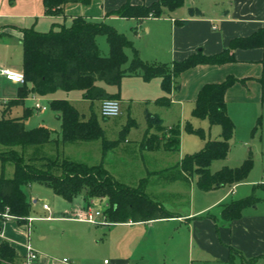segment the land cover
<instances>
[{
    "label": "crops",
    "instance_id": "crops-1",
    "mask_svg": "<svg viewBox=\"0 0 264 264\" xmlns=\"http://www.w3.org/2000/svg\"><path fill=\"white\" fill-rule=\"evenodd\" d=\"M155 1L157 0H133L132 3L150 5ZM125 2L126 0H93L90 5L69 3L64 6L62 14L52 16L46 14L43 0H0V67L23 72L22 39L25 29L34 28L46 33V29L56 30L57 25L68 26L67 21L72 23L79 16L108 24L129 21L130 39L142 60L168 66L198 51L206 56L218 54L228 48L232 40L248 37L264 27V0H186L183 7L162 18L136 20L106 17L107 13L117 10ZM191 8L198 9L199 12L192 15ZM234 56L235 62L220 66L199 65L184 72L178 80L179 87L169 96L171 103L165 107L174 105L185 116L188 103V110L192 109L193 113L199 92L205 84L221 83L228 76H234L244 79V82H238L228 90V113L231 102L238 106L252 104L254 109L259 110V106L264 105V47L237 48ZM134 77L138 82H144V89H156L154 98L146 94L144 101L160 105L158 100L167 96L162 89V79L156 77L145 81L141 76ZM21 87V84L0 77V105L4 108L1 117L11 114L15 106L22 107L24 116H29L33 110L47 111L50 107L49 101L66 100H45L30 94L23 105H15L8 110L7 103L18 99ZM118 100L121 104L126 101L120 93ZM101 102L100 100V109ZM37 103L46 109H36ZM57 118L61 119L60 116ZM161 126L160 122V128ZM172 128L169 126L162 129L161 135L150 132V135H156L160 139L156 150L141 149L140 144L145 135L143 136L138 142L143 160L151 153L168 151L161 145V141L164 134ZM58 137H61V132ZM3 151L5 150L0 148V153ZM181 161L170 167L163 166L148 171V177L135 180L137 183L133 185L121 181L106 168L115 179L127 186L135 187L145 180L144 190L152 200V195L171 198L173 208L171 207L172 211L168 210L174 213L172 218L117 224H108L106 218H100L97 224H91L75 216L78 211L85 210L86 204L82 198L68 202L54 193L56 207L53 209L48 205L49 210H46V203L41 207L45 214L49 213L45 216L53 223L50 233H44L40 238L41 243L33 239L32 223L35 219L26 225H20L16 220L0 218V246L4 241L11 245L19 257L17 264H25L27 246L39 253V259L33 264H229L233 249L241 255L235 258L236 264H245V261L253 258H257L256 264H264V180L252 184L244 192L239 190L247 186L246 182L206 192L198 187L197 176L195 184L194 175L182 170ZM0 162L4 163L2 160ZM172 173L178 174L177 181L180 184L177 182L174 186H163L156 190L155 178ZM1 176H5L2 170ZM259 189L263 192L257 195ZM165 192L167 194H163ZM239 195L242 196L239 199L255 195L256 205L246 208L243 217L225 223L221 219L222 205L239 200ZM38 201L36 197L33 198V203ZM154 201L167 209L168 204H163L162 200Z\"/></svg>",
    "mask_w": 264,
    "mask_h": 264
},
{
    "label": "trees",
    "instance_id": "trees-1",
    "mask_svg": "<svg viewBox=\"0 0 264 264\" xmlns=\"http://www.w3.org/2000/svg\"><path fill=\"white\" fill-rule=\"evenodd\" d=\"M92 1L43 0L46 14L52 16L62 14L66 4L90 5ZM132 1L126 0L120 8L107 13L106 17L136 20L162 18L183 7L186 2L157 0L150 5H135ZM197 12L198 9L191 8L192 15ZM99 36H105L108 41V56L101 55ZM22 43L26 81L19 90L18 99L7 103L8 110L15 105H23L30 94L44 97L58 90L82 91L84 98L91 101L118 100L119 94L109 93L97 83L120 86L125 76H141L145 81L160 77L162 89L167 96L158 101L168 106L171 103L169 96L179 87L178 80L184 72L199 65L220 66L235 62L234 52L237 48L264 47V27L248 37L232 40L228 48L218 54L206 56L198 51L182 61L174 62L172 66L145 62L126 34L105 21L82 16L74 18L70 26L62 24L59 30L52 29L46 33L34 28L25 29ZM129 51L132 52L131 58ZM238 82H244V79L228 76L221 83L205 84L196 100L193 116L208 120L210 126L221 128L220 140L205 141L200 151L186 155L180 162L185 173L196 174L197 185L202 191L241 184L247 180L254 167L253 160L247 158L237 167L224 166L216 172L211 171L212 164L217 160L227 159L231 151L230 142L236 126L228 113L226 94ZM50 106L62 120V143L102 140L104 152L118 143L105 139L104 130L95 116L87 121L82 120L79 111L69 101L54 100ZM27 118L28 115L21 119L6 116L0 118V144L7 147V150L0 153V160L12 162L15 167L12 178L0 177V212L9 209L20 225L28 224L32 204L28 201L24 186L37 182L49 186L57 196L68 202L82 198L86 204L85 210L93 209L97 204L104 205L101 212L108 224L150 222L174 217V213L147 195L144 190L145 180L138 186H127L115 179L103 164L90 166L69 159H44L42 165L37 166L33 158L26 160L17 150L18 147L58 144L60 141L54 137V131L45 126L27 129ZM154 125L160 126L157 117L149 119V127ZM185 130L205 139L203 129H194L190 122H187ZM126 133L125 129L122 136ZM162 142L168 151L178 152L181 144L180 131L172 128L164 134ZM140 145L142 150H156L160 139L147 131ZM256 202L255 195H251L224 204L221 219L225 223H231L243 217L244 210L256 205ZM237 256L241 255L233 249L229 264H236ZM18 258L11 245L4 241L0 246V261L17 264ZM256 262L257 258H253L245 261V264Z\"/></svg>",
    "mask_w": 264,
    "mask_h": 264
},
{
    "label": "rangeland",
    "instance_id": "rangeland-1",
    "mask_svg": "<svg viewBox=\"0 0 264 264\" xmlns=\"http://www.w3.org/2000/svg\"><path fill=\"white\" fill-rule=\"evenodd\" d=\"M66 24L70 26L71 23L67 21ZM109 24L120 32L125 33L130 38L129 21H115ZM55 28L59 30L61 26L57 25ZM49 30L50 29H46L44 32ZM98 45L102 56H108L110 54L109 44L105 36L98 37ZM128 53L131 58V52L129 51ZM142 83L144 82H138V79L134 76H125L120 86L106 85L103 82H98V85L107 89L108 92L115 94L120 93L123 100H126L121 104V113L117 117L108 119L103 118L101 115L100 101H91L84 98L82 91L58 90L42 98L45 100H48V98L68 100L77 108L82 120L87 121L95 116L105 132V139L108 141H118V146L104 152L102 140L65 143L60 141L59 144L49 143L41 146H25L18 147L17 150L24 155L26 160L33 158L37 166H41L42 160L44 159H69L90 166L103 163L105 168L112 171L121 181L133 185L137 183L139 178L148 177V171H154L163 166L170 167L178 161H181L186 155L200 151L204 147L205 141L209 139H221L220 126H210L208 120L195 118L192 109L188 110V103L185 116H182L180 110H178L179 108H175L174 105L168 108L161 104L157 105L154 102L144 101L146 100L144 99L146 94L150 98H154L156 89H144V84ZM1 96H3V94ZM132 99L134 101H129ZM52 101H49L50 105ZM229 107V115L236 126L234 137L230 142L231 151L227 159L215 161L211 166V171L216 172L223 168V166L237 167L242 164L243 160L246 158L252 159L254 167L245 181L247 186L239 190L240 192H244V189H250L253 185L264 180V105L259 106V110H256L252 104L238 106L236 103L231 102ZM3 110V106L0 105V117ZM24 114L25 112L22 107L15 106L12 108L11 114H7V118H24ZM154 115L159 118L162 124L161 128L156 125L152 128L149 127V119ZM58 116V112L53 110L51 106L47 111L41 112L33 110L28 116V119L25 120V127L27 129H32L45 126L54 131L55 138L61 139V137L58 136L62 130V120L58 119ZM187 122H190L194 129H203L205 139H203L201 135L186 131L185 126ZM169 126L180 131V150L175 153L165 150L154 152L149 154L148 157L146 156L143 160L138 142L147 131H149V133L156 132V135H161L163 134V130L167 129ZM125 129L127 133L125 136H122ZM161 145H163V142ZM0 148L1 150H7V147L2 144H0ZM152 156L154 159H152ZM1 170L6 177H11L13 171H15L13 163L9 161L4 163L0 162V171ZM177 175L178 174L172 173L168 176L156 177L154 184L155 189L158 190L163 186H174L177 182L180 184V181H177ZM193 179L196 184V174H194ZM250 181H255V183H251ZM152 188L154 189L153 186ZM24 190L27 193L29 201L32 203L31 215L33 219L31 220L33 221L35 219L32 223V233H34L33 239L41 243L42 241H40V238L44 236V233H50L51 226H53V223L45 216L49 213L47 212L45 214L41 210V207L46 203L54 209L56 207V196L49 186L37 182L24 186ZM257 192L258 195L263 191L259 189ZM163 194L167 193L165 192ZM249 194H251V192H249ZM152 196L154 200H162L164 202H162L163 204H168V206H166L167 209L172 211L171 198L168 196L161 197V195ZM35 197L39 200L37 203H33V198ZM241 197L242 196L239 195L237 198L239 199ZM59 200L65 203L61 198ZM93 209L103 211L104 205L94 206ZM0 264L6 263L0 261Z\"/></svg>",
    "mask_w": 264,
    "mask_h": 264
},
{
    "label": "built area",
    "instance_id": "built-area-1",
    "mask_svg": "<svg viewBox=\"0 0 264 264\" xmlns=\"http://www.w3.org/2000/svg\"><path fill=\"white\" fill-rule=\"evenodd\" d=\"M0 77H4L7 81L15 84H25V75L21 71H16L13 69L0 67ZM36 109H46V107L41 106V104H35ZM121 113V103L117 99H105L101 102V115L103 118H113L117 117ZM44 209L49 210L48 204L44 205ZM80 220L86 221L91 224H97L100 218L105 219L104 214L97 209H88L78 211L75 215ZM0 218L5 220L15 219L14 216L10 214L9 209L5 212H0ZM31 221V218L30 220ZM27 257L25 264H33L39 259V253L35 251L31 246H27Z\"/></svg>",
    "mask_w": 264,
    "mask_h": 264
}]
</instances>
